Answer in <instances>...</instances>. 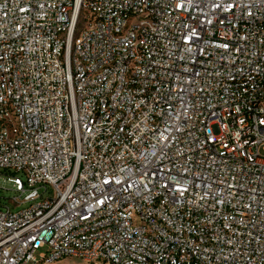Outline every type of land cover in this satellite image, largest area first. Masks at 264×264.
Returning <instances> with one entry per match:
<instances>
[{
    "label": "built area",
    "instance_id": "2783aa9c",
    "mask_svg": "<svg viewBox=\"0 0 264 264\" xmlns=\"http://www.w3.org/2000/svg\"><path fill=\"white\" fill-rule=\"evenodd\" d=\"M1 179L0 264H264V0H0Z\"/></svg>",
    "mask_w": 264,
    "mask_h": 264
},
{
    "label": "rangeland",
    "instance_id": "374dc122",
    "mask_svg": "<svg viewBox=\"0 0 264 264\" xmlns=\"http://www.w3.org/2000/svg\"><path fill=\"white\" fill-rule=\"evenodd\" d=\"M4 178V177H3ZM19 196L18 194L14 193L13 191H11V188L8 184L4 183L3 180H0V205L2 206H6V205H11L10 204V199ZM29 204H25V205H21L20 207H18L17 209H15L16 211L21 210L23 208L28 207ZM13 208V206H12ZM68 263L71 262V259L67 260Z\"/></svg>",
    "mask_w": 264,
    "mask_h": 264
}]
</instances>
